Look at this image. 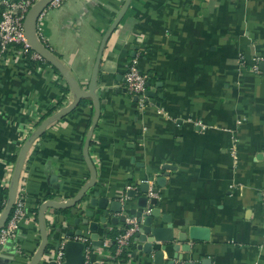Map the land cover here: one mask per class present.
<instances>
[{"label": "crops", "instance_id": "crops-1", "mask_svg": "<svg viewBox=\"0 0 264 264\" xmlns=\"http://www.w3.org/2000/svg\"><path fill=\"white\" fill-rule=\"evenodd\" d=\"M126 2L65 0L41 20L44 45L85 90L108 36L95 79L100 114L88 155L97 177L87 198L98 191L121 202L142 182L157 187L164 178L156 206L175 234L187 233L191 222L208 230L207 241L187 240L191 262L264 264V0ZM27 50L0 54V201L15 168L8 157L18 156L21 138L76 101L50 64L29 66ZM132 62L153 94L142 107L124 87ZM93 115L92 102L79 103L32 142L19 180L25 215L2 246L0 264H28L39 247L40 205L65 202L89 180L83 146ZM128 203L137 208L136 199ZM81 208L95 213L92 220L107 217L100 246H92L81 222L73 225L70 210L48 209L49 249L68 240L66 231H81L90 248L86 264H107L112 240L102 233L121 232L126 223L111 225L117 215L87 201ZM137 256L120 261L137 264Z\"/></svg>", "mask_w": 264, "mask_h": 264}, {"label": "water", "instance_id": "water-1", "mask_svg": "<svg viewBox=\"0 0 264 264\" xmlns=\"http://www.w3.org/2000/svg\"><path fill=\"white\" fill-rule=\"evenodd\" d=\"M53 0H37L36 3L27 12L24 22L23 30L26 43L31 51L40 55L45 62L50 64L65 80L69 86L71 92L76 96V101L68 108L60 110L56 115L46 119L36 130V134L30 139L24 142L15 162V168L10 181L7 203L0 216V229L5 225L8 220L16 192L19 185L21 171L25 162L26 154L35 140L40 137L45 128L54 118L63 117L69 114L76 106L79 105L81 100H90L93 105L94 115L90 129L86 135L83 146V158L85 164L90 173L89 180L79 189L77 194L72 198H69L65 202H56L53 200H47L40 205L37 212L38 229L40 233V242L37 251L31 257L28 264H40L46 257L50 258L47 264H55L54 256L59 251L61 242H57L54 248L49 249V236L44 223V214L48 209L55 211L70 210V214L75 215L72 223L74 226H78L80 222L86 227L84 231L90 232L89 239L91 240L93 247H99L101 240L99 237V225L102 229L107 228V217L101 216L98 220H92L95 213L89 208H81V205L88 202L90 207L97 208L99 211H109L114 216L108 223L116 226L118 223H125L128 217L135 218L138 224L136 232L132 236V244H134V251L130 257L136 258L138 254L137 264H210L208 259L201 260V262H191L186 254L192 253V246L187 242H204L208 240V230L200 228L195 225L194 222L189 223V229L186 232H177L175 234V228L171 224L169 217L161 213V210L156 206L157 199L148 197L149 194H157L158 188L163 187L164 178H158L155 182L157 187H151L147 182H142L138 185V189L128 190L125 194L123 201L110 200L109 197H99L100 192L94 191L90 196H86L90 189H93L96 185V171L89 159L88 149L90 146L91 137L96 127L100 114V101L98 96L94 92L95 79L98 68V60L101 50L105 43V39L101 44L99 56L96 61L92 78L88 84V89L85 90L80 87L70 74L65 70L61 63L52 55V53L45 48L34 36V27L39 15L48 7ZM127 0L126 5H128ZM125 9V8H124ZM124 12V11H123ZM119 15L121 17L122 13ZM118 23L117 21L115 24ZM111 31L107 35H110ZM149 80L146 83V91L144 93L147 99L153 97L152 92L149 90ZM136 101V99H133ZM167 175V174H166ZM165 175V177H166ZM140 195V196H138ZM87 198V199H85ZM136 199L137 208H128L129 200ZM156 206V207H155ZM149 213L146 214V212ZM68 240L63 243V264H86L85 249L86 245L76 241L78 237L81 238V231L73 234L71 231L63 233ZM102 234H106L105 232ZM77 235V236H74ZM3 247H0V250Z\"/></svg>", "mask_w": 264, "mask_h": 264}, {"label": "built area", "instance_id": "built-area-1", "mask_svg": "<svg viewBox=\"0 0 264 264\" xmlns=\"http://www.w3.org/2000/svg\"><path fill=\"white\" fill-rule=\"evenodd\" d=\"M36 1L37 0H0V7L2 8V10L0 11V54L11 52L16 48H20L21 50L30 49L24 37L23 22L27 12L36 3ZM64 1L65 0H53L36 20L34 27V36L38 40V42L41 43L45 48L46 46L44 45V38L41 26L42 17L47 9L58 7ZM30 60L45 63L43 58L33 51L32 55L30 56ZM252 70L256 73H260L257 67V63H254V65L252 66ZM147 81V75L140 72L136 68L135 63L132 62L124 74L123 82L126 91L133 99H136L135 102H137L139 107H142L147 101V97H145L144 95L146 91ZM31 131L32 130H30L28 133L30 134ZM25 141V138H21V145H23ZM232 156L234 159V163L237 164V154L234 150H232ZM10 181V176H7L5 181L6 188H9ZM22 192L23 190H21L18 185L10 216L6 221L5 225L0 229V247H2L12 237L13 233L18 227V223L25 215L24 196ZM148 197L157 199L158 195L149 194ZM261 198L264 204V192L261 194ZM6 203L7 198L3 202V210L6 206ZM2 211L0 212V216ZM149 211L150 210H148L146 214L149 213ZM125 223L126 226L123 228L120 234H118L114 238L115 251L114 254L111 256V260H114L115 264H123V262H125V260L130 257L132 236L138 228V224L135 218L128 217ZM75 240L86 245L85 257L87 260L90 256V248L87 246L88 239L81 237ZM110 244L111 240H107L104 243L102 242V246L104 247H108L110 246ZM122 256H125L126 258L123 262H121L119 259ZM54 262L55 264H63L64 262L63 242L61 243L59 251L54 256Z\"/></svg>", "mask_w": 264, "mask_h": 264}, {"label": "trees", "instance_id": "trees-1", "mask_svg": "<svg viewBox=\"0 0 264 264\" xmlns=\"http://www.w3.org/2000/svg\"><path fill=\"white\" fill-rule=\"evenodd\" d=\"M1 10H2V8L0 7V11ZM29 54H30V50L28 49L27 52H26V56L25 57L30 58ZM28 62H29V66H31V67L35 66V65L37 66V65L40 64V62H35V61L30 60V59L28 60ZM87 104H91V101L90 100H81L80 101V106H84V105H87ZM16 158H17V156H15V155L10 156V157H8V161L11 162V163H15ZM3 196H4V198L0 201V212L3 210V202L6 199L7 190H3ZM58 212H63V211H58ZM118 234H120V232H117L116 230H113V231H110V232L106 233V236L109 237L112 240V242H113L112 245H111V253H112V255L114 254V251H115L114 238ZM119 259L120 260L122 259L124 261V259H126V258H125V256H122ZM107 264H115V261L114 260H110V261L107 262Z\"/></svg>", "mask_w": 264, "mask_h": 264}]
</instances>
